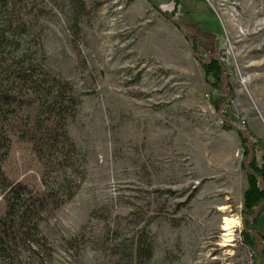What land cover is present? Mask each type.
I'll use <instances>...</instances> for the list:
<instances>
[{
	"label": "rangeland",
	"instance_id": "rangeland-1",
	"mask_svg": "<svg viewBox=\"0 0 264 264\" xmlns=\"http://www.w3.org/2000/svg\"><path fill=\"white\" fill-rule=\"evenodd\" d=\"M23 4L32 52L79 105L61 168L11 138L4 178L48 197L0 264H135L141 239L149 264H264V199H244L248 177L264 191V0Z\"/></svg>",
	"mask_w": 264,
	"mask_h": 264
},
{
	"label": "trees",
	"instance_id": "trees-1",
	"mask_svg": "<svg viewBox=\"0 0 264 264\" xmlns=\"http://www.w3.org/2000/svg\"><path fill=\"white\" fill-rule=\"evenodd\" d=\"M76 3L78 6V1ZM24 4L23 0H0V183L7 191L6 213L0 219V247L9 243L16 226H22L36 215V210L48 197L35 198L27 187L14 186L4 178L2 165L9 155L12 136L30 143L40 159L49 158L61 168L73 147L67 125L74 119L79 105L69 85L50 75L32 52L31 30L21 20ZM205 72L212 76L215 84L220 82L219 64L211 63ZM250 167L264 181L263 169L259 171L253 164ZM248 181L245 208L254 209L264 199V191H259L256 179L248 177ZM263 210L264 207L259 213ZM151 258V244L139 240L134 253L135 264H149Z\"/></svg>",
	"mask_w": 264,
	"mask_h": 264
},
{
	"label": "bare ground",
	"instance_id": "bare-ground-1",
	"mask_svg": "<svg viewBox=\"0 0 264 264\" xmlns=\"http://www.w3.org/2000/svg\"><path fill=\"white\" fill-rule=\"evenodd\" d=\"M238 220H225L223 231L227 233L225 244H229L233 241V230L239 227Z\"/></svg>",
	"mask_w": 264,
	"mask_h": 264
},
{
	"label": "crops",
	"instance_id": "crops-1",
	"mask_svg": "<svg viewBox=\"0 0 264 264\" xmlns=\"http://www.w3.org/2000/svg\"><path fill=\"white\" fill-rule=\"evenodd\" d=\"M199 3H200V2H199ZM201 4H202V3H201ZM202 5H203V4H202ZM202 5H201V6H202ZM204 10H205V9H204ZM204 10H203V11H204ZM205 11H206V10H205ZM206 12H207V11H206ZM208 13H209V12H208ZM184 32L190 37L191 41L194 42L195 47H197L198 50H201V48L198 46L200 40L197 39L196 37H194V36H196V34L191 33V30H189V29H185ZM192 34H193V35H192ZM212 49L215 50V49H216V45H215L214 47H212ZM260 235H261V234H260ZM261 236L264 238V234L261 235Z\"/></svg>",
	"mask_w": 264,
	"mask_h": 264
},
{
	"label": "water",
	"instance_id": "water-1",
	"mask_svg": "<svg viewBox=\"0 0 264 264\" xmlns=\"http://www.w3.org/2000/svg\"><path fill=\"white\" fill-rule=\"evenodd\" d=\"M174 23V22H173ZM175 25H176V27H178L181 31H182V29L176 24V23H174ZM184 32V31H183ZM185 38L188 40V42H189V44L191 43V39L187 36V35H185ZM195 56V55H194ZM213 60H217V59H211V60H206V61H202V63L203 64H207V63H210L211 61H213ZM250 159H251V155H250ZM248 174H250V173H248ZM251 175V174H250ZM262 206H264V202L256 209V211H255V214H254V216L252 217V220H255L256 218H257V216H258V210H259V208L260 207H262ZM260 243V240L258 239V244Z\"/></svg>",
	"mask_w": 264,
	"mask_h": 264
}]
</instances>
